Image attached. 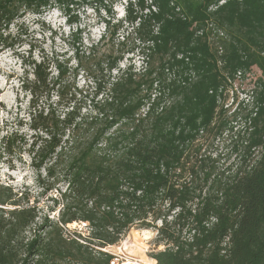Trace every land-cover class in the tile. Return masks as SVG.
Segmentation results:
<instances>
[{
	"label": "trees",
	"instance_id": "obj_1",
	"mask_svg": "<svg viewBox=\"0 0 264 264\" xmlns=\"http://www.w3.org/2000/svg\"><path fill=\"white\" fill-rule=\"evenodd\" d=\"M117 1L0 0V57L21 59L35 132L31 143L13 131L1 144L33 156L39 185L41 170L53 180L46 191L63 185L58 220L40 223L31 194L0 182V264H110L101 248L134 227L156 230L157 264H264V0H127L126 27L112 23ZM52 7L70 23L84 7L105 22L82 52L75 32L76 65L59 53L37 58L27 42L26 16ZM136 50L142 66H122ZM239 72L253 88L231 119ZM81 73L93 89L79 85ZM235 123L239 156L221 168L202 139ZM74 222L88 235L67 228Z\"/></svg>",
	"mask_w": 264,
	"mask_h": 264
},
{
	"label": "rangeland",
	"instance_id": "obj_2",
	"mask_svg": "<svg viewBox=\"0 0 264 264\" xmlns=\"http://www.w3.org/2000/svg\"><path fill=\"white\" fill-rule=\"evenodd\" d=\"M126 6L127 0L117 1L114 5L115 19L112 23L122 22L125 27L127 26V23L124 21L126 17ZM76 13H78L79 18L76 23H70L65 13L58 7H52L42 14L29 13L26 16L24 30L27 31V42L33 45L32 48L35 57L40 58L42 55L59 53L63 54L65 58H69L73 65L77 64L75 51L78 43H75V32L79 33L82 30L83 45H80L79 48L82 52L87 46H90L93 42H97L102 37L105 32V22L100 19L98 13L93 8L84 7L81 10H76ZM101 15L106 17L104 11H101ZM125 34L127 32L121 29L117 36V44L119 40L124 39L123 36ZM132 46H134L132 37L126 40L123 46L120 45L124 50H128ZM23 49V51H28L29 45H24ZM129 63L134 64L137 68L142 66L143 60L137 50L135 53H125L121 65L125 66ZM22 73L23 67L21 59L10 51L1 55L0 139L8 132L15 131L31 143L33 140L32 136L35 132L29 127L30 96L21 89L19 79ZM252 73L253 78H258L261 74L257 67H254ZM78 83L85 89L88 88V85H91L90 89H93V84L86 79L85 74L81 73L78 78ZM252 88L253 85L249 77L234 81L225 105V107L229 106L230 109L227 117L231 118V111L233 110L231 107L236 106V100L245 103L249 102V95L251 94L250 91ZM242 128L240 124H236L233 131L229 129L224 134L218 136L214 134L207 135V137L202 139L204 144L203 151L211 156H219V166L221 168H225L229 164L236 162L237 158L235 156L239 155L233 150V139H231V135L234 132L242 131ZM32 161L33 156L26 149H24L21 155L9 154L4 151L0 141V182L12 185L17 191H28L31 194L32 202H36L40 210V223L46 217L58 220L59 211L62 207L59 190L63 189V185L61 183L56 184L52 186V189L46 191V187L51 186L53 180L46 178V172L41 170L45 187L39 185L37 179L39 171L33 166ZM67 228L82 231L84 235H88L90 231V227L84 222L68 224ZM66 232H69V230H66ZM144 232H149L147 238H144ZM156 233L154 229L134 227L130 229L119 244L113 245L111 250L119 252V250H124L125 245L134 242L133 244L136 246L130 247L125 254L129 257L141 258L143 260H146L145 257L151 259L153 258V253L163 249L165 246L163 243L157 244Z\"/></svg>",
	"mask_w": 264,
	"mask_h": 264
},
{
	"label": "built area",
	"instance_id": "obj_3",
	"mask_svg": "<svg viewBox=\"0 0 264 264\" xmlns=\"http://www.w3.org/2000/svg\"><path fill=\"white\" fill-rule=\"evenodd\" d=\"M221 35H223V33H221ZM237 79H243L242 74L239 72V74L237 75ZM127 243V242H126ZM134 243V242H133ZM127 244L125 245L124 250H119V252H114L111 250L113 245H109L105 248H101V250H103L104 252L109 253L112 258L110 261V264H152V262H155L154 264H157V261L154 258V261H147V260H143L141 258H136V257H129L125 254V252H128V249L130 247H135V244Z\"/></svg>",
	"mask_w": 264,
	"mask_h": 264
},
{
	"label": "bare ground",
	"instance_id": "obj_4",
	"mask_svg": "<svg viewBox=\"0 0 264 264\" xmlns=\"http://www.w3.org/2000/svg\"><path fill=\"white\" fill-rule=\"evenodd\" d=\"M148 233H149V232H144V233H143L144 238H147ZM135 237H136V236H135ZM138 237H139V236H138ZM141 238H143V237L141 236ZM144 238H143V239H144ZM143 258H144V257H143ZM145 259H146L147 261H151V262L154 261L153 259H150V258H147V257H145ZM154 263H155V262H152V264H154Z\"/></svg>",
	"mask_w": 264,
	"mask_h": 264
}]
</instances>
